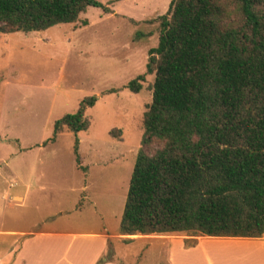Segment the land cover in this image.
I'll return each mask as SVG.
<instances>
[{
	"label": "trees",
	"instance_id": "obj_1",
	"mask_svg": "<svg viewBox=\"0 0 264 264\" xmlns=\"http://www.w3.org/2000/svg\"><path fill=\"white\" fill-rule=\"evenodd\" d=\"M89 6L110 11L98 0H0V34L75 23ZM153 21L158 43L148 50L145 73L126 85L139 91L146 75H154L119 235L260 238L264 0H170ZM95 102L85 98L77 112L56 120L43 145L64 128L75 135L85 130V109ZM78 143L76 137V162L85 172ZM195 244L184 241L187 248ZM112 256L109 243L97 264Z\"/></svg>",
	"mask_w": 264,
	"mask_h": 264
},
{
	"label": "rangeland",
	"instance_id": "obj_2",
	"mask_svg": "<svg viewBox=\"0 0 264 264\" xmlns=\"http://www.w3.org/2000/svg\"><path fill=\"white\" fill-rule=\"evenodd\" d=\"M98 1L110 11L89 6L75 23L0 34V254L10 245L8 232L105 228L113 261L169 264L171 242L192 244L203 235L122 236L119 224L154 75H146L139 91L126 85L145 73L148 50L158 43L159 23L153 20L167 11L170 0ZM231 18L240 21V15ZM89 97H96L85 109L89 126L76 135L64 128L43 145L55 121L77 112ZM76 137L85 172L76 162ZM20 241L9 251H16ZM240 247L218 250L216 261L252 264L243 255L247 247Z\"/></svg>",
	"mask_w": 264,
	"mask_h": 264
},
{
	"label": "crops",
	"instance_id": "obj_3",
	"mask_svg": "<svg viewBox=\"0 0 264 264\" xmlns=\"http://www.w3.org/2000/svg\"><path fill=\"white\" fill-rule=\"evenodd\" d=\"M81 191H85L84 182ZM16 199L22 200L21 196L14 195ZM105 231H75L61 229H46L44 231L28 232H8L11 235V241L4 253L0 254V264H97L101 257H105L109 248L110 234ZM217 238V239H216ZM21 239L16 251H9L16 241ZM178 246V247H176ZM240 246L245 248L243 254L251 259L252 264H264V237L260 238H241V237H209L202 236L193 247H185L184 241L177 240L171 242L168 247L169 264H189L191 258H194V264H203L198 262L204 260V264H219L218 250L228 251L237 250ZM175 247L179 248L181 254L175 252ZM206 247H210V253ZM240 247V248H244ZM202 252L204 258L200 257ZM248 251V252H247ZM10 259L8 260V257ZM211 256V257H210ZM214 256L215 259H214ZM223 260L229 259L228 255L223 254ZM249 262V261H248ZM103 264H119L113 260L106 261Z\"/></svg>",
	"mask_w": 264,
	"mask_h": 264
},
{
	"label": "bare ground",
	"instance_id": "obj_4",
	"mask_svg": "<svg viewBox=\"0 0 264 264\" xmlns=\"http://www.w3.org/2000/svg\"><path fill=\"white\" fill-rule=\"evenodd\" d=\"M153 235V234H152ZM212 238V237H211ZM215 238V237H214ZM217 239V238H216Z\"/></svg>",
	"mask_w": 264,
	"mask_h": 264
}]
</instances>
